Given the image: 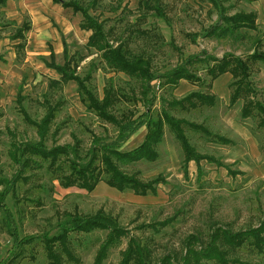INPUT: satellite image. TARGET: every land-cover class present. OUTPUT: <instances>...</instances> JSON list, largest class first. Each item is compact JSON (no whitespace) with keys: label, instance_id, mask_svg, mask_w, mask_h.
I'll use <instances>...</instances> for the list:
<instances>
[{"label":"rangeland","instance_id":"obj_1","mask_svg":"<svg viewBox=\"0 0 264 264\" xmlns=\"http://www.w3.org/2000/svg\"><path fill=\"white\" fill-rule=\"evenodd\" d=\"M76 1L102 22L111 44L122 42L130 55L146 58L154 79L144 94L142 79L110 67L99 52L88 49L90 31L80 27V12L52 0H6L0 5V176H18L14 190L0 198V264H50L43 234L56 233L58 223L74 213L103 212L123 229L121 239L100 264H117L129 236L147 247L157 262L167 253L178 254L189 234L204 238L216 226L238 231L259 225L264 220V125L257 116H241V100L230 103L231 74L223 73L210 82L206 66L212 63L210 57L232 53L245 58L254 50L264 51V0H218L225 15L255 14V28L234 32H210L212 25L221 23L213 0ZM64 48L70 70L84 78L98 98L112 91L109 110L118 120L136 117L149 104L155 116L166 109L176 117L202 123L212 138L189 127H185L186 135L198 152L211 158L191 160L185 171L181 146L165 125L155 160L119 162L124 171L137 173L142 180L160 175L164 182L157 185L155 194L118 190L103 180L92 190L63 187L55 177L61 173L51 172L48 161L38 155L24 154L21 161L29 157L34 163L20 167L11 152L17 144L38 141L32 122L39 123L51 110L44 138L47 148L76 144L83 157L94 137L110 141L117 134L115 123L81 102L75 81H64L45 65L51 60L62 64ZM195 55L202 59L188 69L204 84L185 79L176 86L165 82L163 73ZM249 79L254 98L264 104L263 61L250 63ZM195 90L214 94L215 103L167 104ZM144 134L142 127L121 149L138 145ZM214 135L227 141L213 140ZM3 189L0 184V193ZM12 234L32 239L17 246ZM105 234L100 229L76 234L72 251L77 260L64 264H93ZM250 249L244 245L235 256L264 264V253Z\"/></svg>","mask_w":264,"mask_h":264},{"label":"trees","instance_id":"obj_2","mask_svg":"<svg viewBox=\"0 0 264 264\" xmlns=\"http://www.w3.org/2000/svg\"><path fill=\"white\" fill-rule=\"evenodd\" d=\"M6 0H0V5H4ZM63 7H69L74 12H80L82 20L80 27L90 31L86 47L93 48L100 53V56L107 65L117 70L123 71L134 77H139L143 81V93L145 94L151 87L154 76L150 70V64L146 58L139 55H130L123 43L111 44L102 22L92 15L86 7L76 0H52ZM219 8V19L221 23L211 26L210 32L218 29V32H234L242 28H255V14L252 12H238L225 15L222 12L218 0H213ZM160 10L158 7L155 8ZM28 25H24L27 29ZM21 30V29H19ZM53 56V52H50ZM65 60L62 64L46 61L45 65L54 69L64 81L73 80L77 83L78 93L81 102L87 109L94 110L97 115L112 121L117 126V134L110 141L94 137L85 156H80L76 144L64 143L57 144L50 148L44 146V138L47 133L50 113H46L42 120L32 122L36 127L39 139L36 142H26L17 144L15 151L11 152L12 158L20 165L25 167L34 163V159L29 157L22 161L20 157L24 154L38 155L48 161V169L51 172H60L56 175L59 184L63 187L77 186L86 190H92L96 184L103 180L107 185L118 190H131L137 195L155 194L157 185L164 182L162 177L156 176L151 180H142L137 173L124 171L119 162H134L140 159L155 160L158 156L157 146L162 140L164 126L178 140L182 152L186 171L187 163L191 160L198 163L202 159H210L196 150L186 135L185 127L195 131H201L204 135L213 134L202 123H195L187 119L176 117L166 109H162L156 116L152 114L149 104L146 109L134 118L118 120L109 110L113 101L112 91L107 90L104 96L98 98L85 84L84 78H80L70 70L68 54L64 48ZM212 63L206 66V73L210 82L219 75L229 72L232 80L230 82V103L238 100L242 101L240 114L242 117L257 116L259 123L264 125V104L253 96L254 88L249 79L250 63L260 60L264 62V51L254 50L250 55L243 58L240 55L226 53L223 56L210 57ZM193 59V60H192ZM202 58L190 56L183 62L169 69L162 74L166 83L176 86L181 79L192 83L204 84L201 77L188 69V65L195 60ZM87 79V78H86ZM210 87V85H207ZM215 103V95L201 90L191 91L180 99L168 101L169 106H189L210 105ZM145 128L142 141L128 149H121V144L137 132L140 128ZM226 142L227 139L214 135V139ZM64 155V157H60ZM63 158V162L60 159ZM60 161V162H59ZM63 164V166H62ZM64 165L67 169L64 171ZM18 176L5 178L0 176V184H4V189L0 193L3 199L6 194L14 190ZM106 230V234L98 249L96 250L93 264H100L107 256L108 251L115 246L123 235L121 229L114 218L103 212H96L92 215H81L74 213L58 223L57 232L54 234H43V244L45 255L50 264H64L65 261H75L72 247L75 235L88 233L92 230ZM74 234V235H72ZM14 235V234H12ZM127 236V234H125ZM32 237H18L14 235V244L30 242ZM247 245L257 253H264V220L255 227L231 231L221 226H216L204 238L199 235L189 234L182 244V250L178 254H165L157 262H154L147 247L141 245L133 236L128 237L127 245L120 251V259L117 264H205L210 261L212 264H255L247 261L243 262L235 256L238 249ZM250 249V250H251ZM151 256V257H150Z\"/></svg>","mask_w":264,"mask_h":264}]
</instances>
